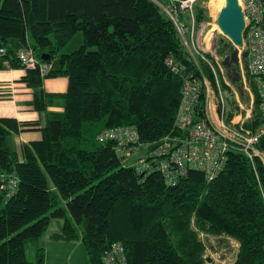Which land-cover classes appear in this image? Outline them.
<instances>
[{"label":"trees","instance_id":"16d2710c","mask_svg":"<svg viewBox=\"0 0 264 264\" xmlns=\"http://www.w3.org/2000/svg\"><path fill=\"white\" fill-rule=\"evenodd\" d=\"M180 1L0 0V70L23 69L18 52L24 47L49 67L45 74L28 69L21 79L34 90L40 120L0 118V174L17 181L11 197L0 192V264H45L40 238L53 219L62 222L51 240L82 242L89 264H105L115 243L125 248L120 264H208L202 233L238 240L235 264H264L260 158L253 164L230 151L212 179L192 169L174 184L148 159L164 139L184 135L176 126L184 79L168 60L185 66L183 74L201 76L165 10L177 7L178 19L186 21L191 11L181 9ZM196 1L192 12L200 25L210 17L202 0ZM79 32L80 48L61 52ZM234 49L225 38L216 51L224 60ZM198 61L214 81L206 62ZM234 67L240 75L239 65ZM236 72L227 69L240 89ZM56 77H68L66 92L44 90V80ZM223 88L230 120L239 107L232 89ZM205 92L196 116L204 115ZM241 98L248 103L246 95ZM30 125L40 126L42 139L19 148L16 136ZM246 126L264 127L259 99ZM120 127L136 133L133 157L150 167L139 170L118 153L117 141L99 139ZM257 147L264 151V135ZM29 241L35 243L31 254Z\"/></svg>","mask_w":264,"mask_h":264},{"label":"built area","instance_id":"2783aa9c","mask_svg":"<svg viewBox=\"0 0 264 264\" xmlns=\"http://www.w3.org/2000/svg\"><path fill=\"white\" fill-rule=\"evenodd\" d=\"M194 2L195 0H182L180 6L192 12ZM239 4L242 7L246 27L243 34V47L239 50L238 65L242 88L249 100L248 103L242 100L240 89L231 82L224 60H220L221 58H209L203 51L200 53L201 59L206 62L208 69L212 72L214 81L204 74L197 58L195 62L201 74L197 77L191 73L183 74L186 70L185 66L176 65L173 58L168 60L172 71L182 72L184 79L176 120V126L184 130V135L164 139L157 150L150 152L148 159L152 160L151 165L159 164L157 168H160L168 181L173 184L175 179L185 176L192 169L202 171L209 179H212L223 169L227 153L230 151L243 153L253 164L256 158H260L264 164V151L257 147L260 138L264 135V127L252 130L246 126L253 116L257 99H259L260 112L264 117V0H239ZM165 10L173 19L191 53L187 34H194L195 23L188 27L180 21L177 17L178 9L175 6ZM191 14L193 16V12ZM192 42L194 44V41ZM18 59L26 70L39 67L42 74L49 71V67L38 60L32 48H21ZM223 83L232 89L236 105L239 107V112L230 120L227 119V100ZM3 88L0 85V95L6 93L2 91ZM204 90L206 91L204 115L200 117L195 115V111L201 102ZM99 139L117 141L118 153L124 156L125 161H134L133 164L139 170L142 171L151 166L146 164L147 160L133 157V142L137 141L133 130L123 127L113 128L102 133ZM164 156V159H159ZM256 176L260 181L257 172ZM16 182L15 179L8 180L5 175L0 174V192H5L7 198L11 197L15 191ZM207 259L210 261L208 264H212L211 259L209 257ZM122 262H125V248L120 243H115L105 258V264Z\"/></svg>","mask_w":264,"mask_h":264},{"label":"crops","instance_id":"0c3cea01","mask_svg":"<svg viewBox=\"0 0 264 264\" xmlns=\"http://www.w3.org/2000/svg\"><path fill=\"white\" fill-rule=\"evenodd\" d=\"M27 74L26 69L0 70V85L5 94L0 95V118H15L20 122H38L40 115L35 111L32 101L34 90L21 79ZM69 85L68 77L48 78L43 88L48 93L66 92ZM49 110H62L48 107ZM42 139L40 126H23L16 136L20 148L23 143ZM41 244L46 249L45 264H89L88 255L80 241L56 242L45 237Z\"/></svg>","mask_w":264,"mask_h":264},{"label":"rangeland","instance_id":"374dc122","mask_svg":"<svg viewBox=\"0 0 264 264\" xmlns=\"http://www.w3.org/2000/svg\"><path fill=\"white\" fill-rule=\"evenodd\" d=\"M196 1V0H195ZM198 2V0L196 1ZM174 3V2H173ZM202 3L204 6L208 8V15L210 19L208 21H204L200 25L196 24L195 17L192 16L191 12L190 14H186V21L181 20L183 23H185L188 27L192 26L193 23H195V31L192 35L191 33L187 34V41L191 44V54L194 56V58H201L200 53L202 51L206 54H210V58H221L220 60H223L222 57L217 53V45L220 40L225 39L222 30L219 28L218 25H216V19L220 12V10L217 8V0H202ZM183 9V8H181ZM213 33V37L211 39V44L208 45V37L210 34ZM228 39V38H227ZM194 41V44L193 42ZM83 43V34L79 32L73 40H71L67 46L63 48L61 52L69 53L72 52L78 48ZM186 45V44H185ZM188 48V47H187ZM89 49H93V47H90ZM189 50V49H188ZM190 51V50H189ZM238 90V89H237ZM240 93L239 91H237ZM64 205V203H61L60 205ZM70 215V213L68 212ZM61 220L53 219L49 229L42 238H40L41 242L45 239V237H50V235L59 230L61 225ZM202 239L207 245L206 255L205 257H209L211 259L212 264H235L236 262V254L238 253L240 242L232 237H227V235H221V236H208L205 233H202ZM238 245V246H237ZM35 249V243L32 241L27 242V252L28 254H31L34 252Z\"/></svg>","mask_w":264,"mask_h":264},{"label":"water","instance_id":"95a60500","mask_svg":"<svg viewBox=\"0 0 264 264\" xmlns=\"http://www.w3.org/2000/svg\"><path fill=\"white\" fill-rule=\"evenodd\" d=\"M216 23L222 30L224 36L235 46L231 55L225 58L223 62L228 70L236 72L237 68L234 67V65L238 64L239 50L243 47V34L246 27L239 0H222V7L216 19ZM42 58L47 59L48 56L43 55ZM239 77V73L236 72L233 80L237 81ZM240 91L245 95L242 87H240Z\"/></svg>","mask_w":264,"mask_h":264},{"label":"bare ground","instance_id":"6f19581e","mask_svg":"<svg viewBox=\"0 0 264 264\" xmlns=\"http://www.w3.org/2000/svg\"><path fill=\"white\" fill-rule=\"evenodd\" d=\"M221 7H222V0H217V8L220 10L221 9ZM218 17V16H217ZM217 25V24H216ZM220 28V27H219ZM214 35H213V33L212 34H210V36L208 37V39H207V43H208V45H210L211 44V39H212V37H213Z\"/></svg>","mask_w":264,"mask_h":264}]
</instances>
